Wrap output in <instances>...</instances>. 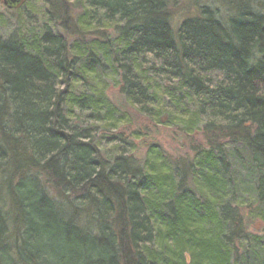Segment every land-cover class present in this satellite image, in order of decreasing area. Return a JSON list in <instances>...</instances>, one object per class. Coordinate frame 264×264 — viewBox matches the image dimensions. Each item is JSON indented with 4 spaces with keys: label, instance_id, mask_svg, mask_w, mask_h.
<instances>
[{
    "label": "trees",
    "instance_id": "16d2710c",
    "mask_svg": "<svg viewBox=\"0 0 264 264\" xmlns=\"http://www.w3.org/2000/svg\"><path fill=\"white\" fill-rule=\"evenodd\" d=\"M36 1L0 35V264H264V0ZM138 115L200 141L138 153Z\"/></svg>",
    "mask_w": 264,
    "mask_h": 264
},
{
    "label": "rangeland",
    "instance_id": "374dc122",
    "mask_svg": "<svg viewBox=\"0 0 264 264\" xmlns=\"http://www.w3.org/2000/svg\"><path fill=\"white\" fill-rule=\"evenodd\" d=\"M193 1H195L199 5H205L206 3L209 4H215L214 6L219 8V10L222 13L221 17H225V14L227 11L230 13L234 12L233 10H230L226 8L224 5H220V1L213 2V0H183V8L186 7V9H189L187 5L193 4ZM14 6V4L12 5ZM16 7H8L5 3V0H0V35L1 36H7L11 33V31L16 27V23L19 19L23 22L25 26L28 25V17L25 13H30V10L32 11V8L34 10V7L37 9H41V3L37 2L36 0H22L21 3L16 4ZM17 9V10H14ZM35 11V10H34ZM188 12V11H186ZM35 15L37 12L34 13ZM224 14V15H223ZM34 15V16H35ZM186 14H182L180 19H183ZM110 96L113 98L114 101H119L118 91L116 89H110L109 90ZM128 108V107H127ZM139 116V120H135L134 124L132 125V128L135 126H141L142 129L145 127L148 129L149 137L145 138L143 141H138V153H142L145 150V143L146 141L158 143L160 145H163V147L166 149L168 153H170L173 156H183L187 154L190 151V143H199L200 138L198 135H195L194 137H188L184 134L178 132V129L175 127H167V126H157L154 127L151 125L149 126L148 118ZM106 147V144H105ZM246 222L250 228V230L260 232L264 231V223L261 222L258 219H246Z\"/></svg>",
    "mask_w": 264,
    "mask_h": 264
},
{
    "label": "water",
    "instance_id": "95a60500",
    "mask_svg": "<svg viewBox=\"0 0 264 264\" xmlns=\"http://www.w3.org/2000/svg\"><path fill=\"white\" fill-rule=\"evenodd\" d=\"M22 0H5V3L7 4L8 7H16V4L21 3ZM14 4V6H12Z\"/></svg>",
    "mask_w": 264,
    "mask_h": 264
}]
</instances>
